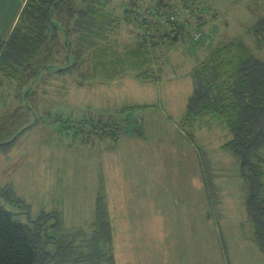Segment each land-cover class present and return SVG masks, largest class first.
<instances>
[{"label": "rangeland", "instance_id": "rangeland-1", "mask_svg": "<svg viewBox=\"0 0 264 264\" xmlns=\"http://www.w3.org/2000/svg\"><path fill=\"white\" fill-rule=\"evenodd\" d=\"M21 1L0 0V23ZM114 1L113 12L122 18L130 2L137 6L133 20H121L115 34L122 49L137 36L156 33L142 19L149 21L145 9L155 0ZM169 2L185 27L170 45L161 38L164 31L157 33L162 44L152 52L160 56L154 67L158 80L139 83L127 74L98 91L93 82L100 80L79 86L77 74L51 68L21 90L16 82L4 84L0 130L11 137L28 128L0 150V188L13 192L11 204L1 201L26 223L29 214L36 219L55 212L60 227L71 233L91 229L102 192L117 264H264L263 253L249 240L247 183L239 163L222 148L229 133L201 129L192 142L179 126L193 67L228 39L252 47L248 29L264 15V0ZM254 53L264 59V50ZM106 123L116 127L117 139L93 134L95 126ZM8 139L5 135L0 142ZM108 150L114 168L106 170Z\"/></svg>", "mask_w": 264, "mask_h": 264}, {"label": "trees", "instance_id": "trees-1", "mask_svg": "<svg viewBox=\"0 0 264 264\" xmlns=\"http://www.w3.org/2000/svg\"><path fill=\"white\" fill-rule=\"evenodd\" d=\"M113 2L25 0L9 35L0 34V89L6 82H16L17 90L31 86L51 68L62 75L77 74L79 85L90 80L113 81L128 73L140 81L158 80L154 67L160 56L154 57L152 52L162 44L157 41V33L164 31L161 38L170 45L173 37L178 39L185 22L175 20L176 7L169 0H155L145 9L152 19L147 21L144 15L142 19L156 33L137 36L133 44L122 49L115 34L121 20H133L131 15L137 6L130 2L120 18L113 12ZM248 32L252 47L240 38L228 39L193 68L192 91L179 126L192 142L201 129L220 128L229 133L222 148L239 163L240 175L247 183L249 240L264 255V59L254 53L264 50V15L257 17ZM57 62L63 65H55ZM27 128L11 137L0 130V138H9L0 142V150L10 147ZM94 129L93 134L99 137L116 138L119 134L113 124H100ZM103 195L100 192L96 196L91 229L66 233L55 212L36 219L29 214L27 223L15 218L18 213L8 210L1 201L11 204L12 189L0 188V264H116Z\"/></svg>", "mask_w": 264, "mask_h": 264}, {"label": "crops", "instance_id": "crops-1", "mask_svg": "<svg viewBox=\"0 0 264 264\" xmlns=\"http://www.w3.org/2000/svg\"><path fill=\"white\" fill-rule=\"evenodd\" d=\"M24 1L25 0H22L21 1V3H20V5L18 6V7H16V9L14 10V13L12 14V16L10 17V18H8V15L7 14H5L4 15V17H3V19L1 20V23H0V28H5L6 29V34H3V33H1L0 32V34L1 35H3V36H8L9 35V33H10V31H11V29L13 28V26H14V24H15V22H16V20H17V17H18V14H19V12H20V10H21V8H22V6H23V4H24ZM118 17H120V15H117ZM121 18V17H120ZM196 66V65H195ZM194 66V67H195ZM193 67V68H194ZM193 70V69H192ZM192 72V71H191ZM128 74H132V77H130V78H127V79H130L131 81L133 80V77L135 78V80H136V82H139V83H146V82H149V81H140V80H137L136 79V77H135V74H133V73H128ZM125 75H127V74H125ZM125 75H122V76H125ZM121 77V76H120ZM119 77V78H120ZM190 77H191V73H190ZM118 79V78H117ZM116 80V79H115ZM114 81V80H113ZM113 81H107V82H104V81H101V82H96V81H94L93 83H95V84H97V85H99V88H98V91H101V89L103 88H105V87H107L111 82H113ZM89 83H92L91 81H89L88 83H84L83 85H85V84H89ZM77 84H78V81H77ZM105 84H107L106 86H104ZM79 85V84H78ZM191 85H192V78H191ZM79 86H82V85H79ZM102 87V88H101ZM192 91V90H191ZM189 97V96H188ZM187 97V98H188ZM186 107V106H185ZM185 111V110H184ZM184 114V113H183ZM183 116V115H182ZM184 133V132H183ZM107 138H109V137H105L104 139H107ZM118 138V137H117ZM116 138V139H117ZM114 139V138H113ZM115 141L113 140V143H114ZM129 143V142H128ZM110 148V147H109ZM112 148V147H111ZM113 163H114V155H113V150L112 151H110V150H108V151H105V153H104V155H103V166L105 167V169L107 170L108 168H111V169H113L114 167H113ZM188 180H189V178H188ZM202 181V180H201ZM99 188H101V190L103 191V186L102 185H100V187ZM108 209H109V205H108ZM110 216V215H109ZM110 220H111V217H110ZM114 257H115V262H116V264H117V261H116V255H115V252H114Z\"/></svg>", "mask_w": 264, "mask_h": 264}, {"label": "water", "instance_id": "water-1", "mask_svg": "<svg viewBox=\"0 0 264 264\" xmlns=\"http://www.w3.org/2000/svg\"><path fill=\"white\" fill-rule=\"evenodd\" d=\"M176 37H173V39H175Z\"/></svg>", "mask_w": 264, "mask_h": 264}]
</instances>
